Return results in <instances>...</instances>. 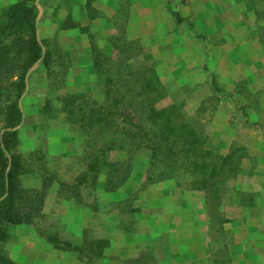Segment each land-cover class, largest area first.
Segmentation results:
<instances>
[{
  "label": "rangeland",
  "instance_id": "obj_1",
  "mask_svg": "<svg viewBox=\"0 0 264 264\" xmlns=\"http://www.w3.org/2000/svg\"><path fill=\"white\" fill-rule=\"evenodd\" d=\"M13 1L0 0V11ZM94 1L83 15L88 61L80 47L71 50L73 37L64 34L72 23L70 2L35 0L37 37L52 62L29 69L19 100L20 179L24 187L40 189L43 168L57 177L33 224L12 226L2 244L8 264H72L66 251L81 264L138 261L126 257L136 247L131 239L119 241L120 233L146 234L148 245L137 255L151 256L146 264H264V156L253 153V145L264 144V44L258 36L264 0H166V11L180 21L175 17L179 38L165 36V42L162 26L144 38L127 33L128 22L135 23L128 20L129 0L119 2L114 31L104 21L94 24ZM133 2L134 15L154 8L149 26L164 14L165 0ZM172 43L184 46L176 52ZM228 56L241 65L228 67ZM133 92L158 113L154 139L164 134L182 146L204 138L193 143L185 169L171 179L148 181L152 147L131 148L127 139L129 120L139 119L137 103L127 105ZM67 94L78 98L65 104L60 97ZM220 104L232 112L227 132L214 120ZM69 113L80 122L91 118L89 125L71 121ZM127 158L133 163L129 179L106 191L108 163Z\"/></svg>",
  "mask_w": 264,
  "mask_h": 264
},
{
  "label": "trees",
  "instance_id": "obj_2",
  "mask_svg": "<svg viewBox=\"0 0 264 264\" xmlns=\"http://www.w3.org/2000/svg\"><path fill=\"white\" fill-rule=\"evenodd\" d=\"M87 6H91V0H88ZM174 13L176 20L180 21L179 14ZM37 15L35 0H15L0 11V264H8L2 244L12 226L20 223L33 224L35 214L43 207L47 188L57 177L56 172L43 168L40 174L42 179L40 189L26 188L20 179L24 172L25 158L19 151L21 141L18 126L23 117L19 100L26 88V75L29 69L37 61H41L45 68H49L52 62L51 52L48 49L44 50L37 37ZM262 19L258 36L264 44V16ZM94 49L97 50L96 47ZM128 89L132 92L134 86ZM139 95V92H133L127 99L129 108H133L134 101L137 103L136 117L139 118L136 124L132 123L133 119L129 120L133 128L131 127L127 133V137H130L127 139L130 140L131 148L141 147L142 143L143 145L150 143L153 152L147 169L148 181L171 179L185 169L187 155L194 148L193 143H203L204 138L186 140L187 143L184 142L182 146L171 142L164 134L154 139L156 136L154 132L158 130L154 119V113L157 112L149 109V100L145 96ZM77 98L78 95L75 94L60 97L62 102L69 105ZM66 115L68 119L84 127L89 125L91 119L80 122V118L75 120L72 114ZM132 169L133 163L129 158L110 161L105 190L119 189L129 179ZM59 183L62 187L69 185L62 180H59ZM125 229L127 232L130 230ZM53 245L65 250L77 249L69 243L64 246L58 243ZM151 258L144 257L142 264H146Z\"/></svg>",
  "mask_w": 264,
  "mask_h": 264
},
{
  "label": "crops",
  "instance_id": "obj_3",
  "mask_svg": "<svg viewBox=\"0 0 264 264\" xmlns=\"http://www.w3.org/2000/svg\"><path fill=\"white\" fill-rule=\"evenodd\" d=\"M130 1V7H129V14H128V20L133 19L135 21L134 25L130 24V21L128 22L127 25V33L128 34H132L131 36L134 37H139V38H144V35L146 34H151L152 32L155 31L156 28L158 27H163L164 31L162 32V38L163 41L165 42V36H173L174 38H179L178 33L175 31L176 30V20L175 17L172 16L170 13H168L166 11V0H165V6H164V14L161 15L162 17L160 18L159 21H153L151 23V25L149 26L147 24V22L150 20V18L153 19V14L152 12H154V8L151 7L149 8V5L146 7V9L144 11H140L138 12V14L134 15L132 13L133 9H134V2L133 0H129ZM208 1V0H207ZM69 5H68V10L66 12V15H70L69 17L72 18V23L69 26L64 27V34L66 35H71L73 38L71 40V45L72 48L71 50H78V48L80 47L83 51V57H85L88 61L91 59V50H90V41H89V34H84L85 30L84 28L82 29V27H84V25L87 22H84L83 20V15H86L87 10H88V6H87V2L88 0H68ZM119 2L120 0H95L94 4H92V7H94V10H96V17L94 19H92L91 22H94V24L97 25V23H100V25H102L101 22H97L98 21H104V26L106 27V29H110L112 31H114L113 25H114V21H113V17L116 14L118 7H119ZM76 9V17L75 15L72 16L71 10H75ZM91 9V7H90ZM74 13V11L72 12ZM78 14H82L80 16H77ZM204 14V13H203ZM211 18H213L211 15H209ZM104 26H100V27H104ZM150 29V33L148 32ZM111 33V32H110ZM157 35V34H156ZM61 36V34H60ZM172 37V39H174ZM62 40H60V44H62ZM177 44L172 43L171 44V48L173 50H175L176 52H178L179 49H182L184 46V43H179L178 46H176ZM75 48V49H74ZM168 46L167 45H163V50L167 49ZM81 49L79 51H81ZM198 57V56H197ZM196 57V58H197ZM213 57L210 55V58ZM82 59V58H80ZM228 60H229V64L228 67H232L234 68L235 66H240L241 62L239 64H235L234 60L230 58V56H228ZM248 65V64H247ZM232 73V70L230 71ZM249 73V72H247ZM232 112L230 110H228L227 108H223V106L220 104L218 106V108L216 109V113H215V118L214 120L216 121V125H218V130L219 131H224L227 132L230 128V116H231ZM227 134V133H226ZM228 138H224V140H227ZM230 142L227 144V146H229ZM224 145V143L222 144ZM253 146H258V148L256 150L253 149V153L262 157L264 156V144H256ZM262 148V149H261ZM56 170L59 171L58 168H56ZM263 173H259L258 172V178L259 176L262 175ZM258 189V188H257ZM256 191V190H255ZM259 192V191H258ZM256 193V196L259 194V201H261L262 196H261V192L260 193ZM255 207L250 206V209H254ZM144 235V237H143ZM245 235V234H244ZM125 238H122V237ZM118 240L119 241H123L124 239L126 240H130L131 239V243L133 245V247L135 248L134 251L136 252L135 254H131L130 256L126 257H138V261L136 258H126V261H122V264H133L134 262H140V260H142L141 257L137 256L139 253V250L143 247H147V243L148 241L145 239L146 238V234L144 233H120L118 236ZM247 236H244L240 239V242L242 243L244 241V239H246ZM122 245V244H121ZM142 246V247H141ZM185 253V252H184ZM188 253V252H187ZM245 253V252H244ZM186 254V253H185ZM59 255H63V254H59ZM64 257L66 258H70L71 263L72 264H81V262L78 259L73 258V256H69V252L66 251V253L64 254ZM122 257V256H121ZM232 258H234L235 260H237L238 255L236 254H232ZM124 259V258H123ZM129 259V260H128ZM134 260V261H133ZM67 261V260H66ZM130 261V262H129ZM235 263V262H234ZM240 263V262H239ZM242 264V262H241Z\"/></svg>",
  "mask_w": 264,
  "mask_h": 264
}]
</instances>
